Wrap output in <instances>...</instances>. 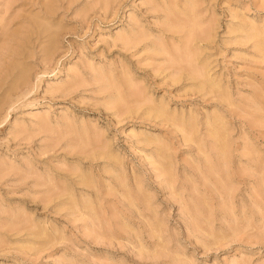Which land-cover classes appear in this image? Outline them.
Returning a JSON list of instances; mask_svg holds the SVG:
<instances>
[{"label":"rangeland","instance_id":"rangeland-1","mask_svg":"<svg viewBox=\"0 0 264 264\" xmlns=\"http://www.w3.org/2000/svg\"><path fill=\"white\" fill-rule=\"evenodd\" d=\"M0 264H264V0H0Z\"/></svg>","mask_w":264,"mask_h":264}]
</instances>
